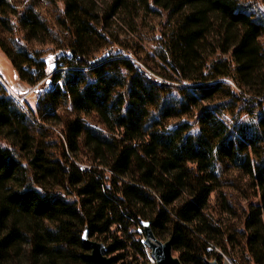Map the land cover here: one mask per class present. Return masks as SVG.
<instances>
[{
  "label": "trees",
  "instance_id": "obj_1",
  "mask_svg": "<svg viewBox=\"0 0 264 264\" xmlns=\"http://www.w3.org/2000/svg\"><path fill=\"white\" fill-rule=\"evenodd\" d=\"M24 1L0 0V51L52 88L33 109L0 82V264H93L86 228L112 264H147L141 222L182 264H264V18L243 0ZM147 26L140 59L117 28Z\"/></svg>",
  "mask_w": 264,
  "mask_h": 264
},
{
  "label": "rangeland",
  "instance_id": "obj_2",
  "mask_svg": "<svg viewBox=\"0 0 264 264\" xmlns=\"http://www.w3.org/2000/svg\"><path fill=\"white\" fill-rule=\"evenodd\" d=\"M10 1L18 5L19 9L23 8L24 5L26 4L24 0H10ZM243 2L246 5L251 6V11L252 13H254L253 16L255 20L264 18V7L261 3V0H243ZM35 8L42 15H47L48 17L49 16L55 17V11L52 8L47 7V5L43 0H39ZM117 30L119 31L120 34V40L130 39L132 43H136L137 45L136 49H138V51L140 50L139 52L140 53L139 57H141L140 59L144 57V55L142 54L149 56L152 55L154 45L153 42L150 40L152 37L151 36L152 34L150 33V26H147V28L141 29V31H138L134 34L127 32L128 30H126L123 27H119L117 28ZM7 37H9V35H7ZM261 43L264 44V35L261 37ZM41 49L43 48L40 46H34V50L36 51ZM46 57L48 59V62H52L53 59L52 55L49 54L46 55ZM139 62L142 65H144V67H147L145 66L143 61H139ZM49 77H51V73L48 74V78ZM47 81L49 80L47 79ZM47 81L45 80L43 83H40L34 87H30L27 84L21 82L19 80L18 73L16 72L15 68L12 66L11 62L0 51V82L4 85L7 91L12 96H14V98L16 97L22 103L23 102L27 103L30 107L34 109L36 106L38 93L48 91L52 88V84L51 83L48 84ZM52 131L55 135L58 136L60 135L59 128H53ZM225 178L228 179V181H235L234 180L235 176L233 175L232 172H229L227 175H225ZM236 182L234 183L235 184L234 188L231 189L230 187L228 188V190L226 188L227 193L232 197V200L236 205L239 204V206L245 207L247 203L243 200L244 199L243 195H246L245 194L246 190H243V192H241V189L244 187V183L238 184ZM238 185L239 187L237 189ZM253 201L255 202L256 199H253ZM147 253L148 254H147L146 263L147 264L153 263V259L151 258L148 249H147ZM222 264H248V263L240 257L238 252L233 251L232 258L223 257Z\"/></svg>",
  "mask_w": 264,
  "mask_h": 264
},
{
  "label": "water",
  "instance_id": "obj_3",
  "mask_svg": "<svg viewBox=\"0 0 264 264\" xmlns=\"http://www.w3.org/2000/svg\"><path fill=\"white\" fill-rule=\"evenodd\" d=\"M54 68V65L51 66ZM49 84L50 81H47ZM15 99L21 104V101ZM143 229V243L146 245L153 263L149 264H182L178 257L173 254L172 239L161 241L155 237L150 223L141 222ZM82 243L89 250L88 258L93 264H112L111 258L108 256V248L100 242L93 241L89 238V232L86 228L82 234ZM205 264H219L216 260L205 261Z\"/></svg>",
  "mask_w": 264,
  "mask_h": 264
},
{
  "label": "built area",
  "instance_id": "obj_4",
  "mask_svg": "<svg viewBox=\"0 0 264 264\" xmlns=\"http://www.w3.org/2000/svg\"><path fill=\"white\" fill-rule=\"evenodd\" d=\"M43 62H45V63H47L48 62V59H47V57H42V59H41Z\"/></svg>",
  "mask_w": 264,
  "mask_h": 264
},
{
  "label": "snow or ice",
  "instance_id": "obj_5",
  "mask_svg": "<svg viewBox=\"0 0 264 264\" xmlns=\"http://www.w3.org/2000/svg\"><path fill=\"white\" fill-rule=\"evenodd\" d=\"M41 97H42V93H38L37 100L39 101ZM37 106H38V104H37Z\"/></svg>",
  "mask_w": 264,
  "mask_h": 264
}]
</instances>
